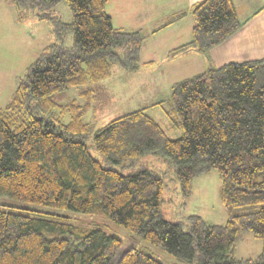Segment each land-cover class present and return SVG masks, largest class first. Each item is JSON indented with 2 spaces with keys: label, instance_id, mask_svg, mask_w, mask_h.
I'll return each mask as SVG.
<instances>
[{
  "label": "trees",
  "instance_id": "16d2710c",
  "mask_svg": "<svg viewBox=\"0 0 264 264\" xmlns=\"http://www.w3.org/2000/svg\"><path fill=\"white\" fill-rule=\"evenodd\" d=\"M62 1L72 13L71 24L55 14ZM108 2L5 0L50 21L56 39L27 68L0 110V197L33 206L0 209V264H163L101 225L68 214L107 221L127 231L133 242L143 241L185 264H264V57L209 65L176 82L166 116L171 128L182 130L177 139L146 113L162 102L96 129L83 119L93 87L114 65L136 70L147 37L141 30L114 27ZM187 15L193 19L191 40L171 50L169 58L189 52L208 58L243 25L233 0H200L171 14L152 34ZM68 32L71 45L64 43ZM68 89H76L84 104L66 103L69 121L61 123L52 111L56 97ZM88 142L103 163L90 155ZM146 156L159 158L166 169L121 172ZM212 169L219 173L225 222L209 223L198 215L164 219L166 172L176 177L184 199L194 179ZM243 232L262 243L255 258L234 256Z\"/></svg>",
  "mask_w": 264,
  "mask_h": 264
},
{
  "label": "rangeland",
  "instance_id": "374dc122",
  "mask_svg": "<svg viewBox=\"0 0 264 264\" xmlns=\"http://www.w3.org/2000/svg\"><path fill=\"white\" fill-rule=\"evenodd\" d=\"M184 1L110 0L108 2L106 12L112 17L114 27L127 31L141 30L148 36L143 40L139 54L140 66L136 70L130 71L120 65H114L110 76L102 80L97 87H93L94 93L91 94L93 100H91V106L83 118L84 122L90 123L97 129L119 116L162 102V107L159 105L149 107L146 113L158 123L169 138L177 139L181 137L182 130L171 128L170 121L166 116V110L170 107L172 86L180 80L192 77L202 70L205 71L209 65L221 66L231 60L245 59L248 57L245 56L246 54H253V51L248 52L247 50H251L254 44L264 42V35L257 33L260 28L256 30L252 25L249 28L250 31L256 32L254 40L248 39L247 33L242 38L239 35L230 37L224 45L217 49L218 54L221 55L218 59L213 58V60L207 61L200 55L194 57V54L169 58L168 53L171 50L179 47L181 43L191 40L192 17H187L169 29L166 27L162 33L157 35L152 34V31L158 28L171 14L180 10H188L190 4H186L187 2ZM260 1L242 2V0H236L239 18L243 24L245 19L264 4V1ZM54 11L63 23L71 24L72 13L65 2H60ZM263 26L264 24H262ZM52 27L50 21L38 19L30 9H17L6 4L5 0H0V110L11 99L18 80L25 75L27 68L46 46L55 41L56 35L52 31ZM249 28L242 32H247ZM176 31H179L177 35L173 33ZM174 39H178L177 42L173 46H169L168 42ZM64 43L71 45V32L64 35ZM73 99L80 105L84 104V100L77 96L76 89H68L56 97L58 107L52 111L56 120L61 123L69 121V114L63 109L64 105ZM87 145L90 155L102 162L101 157L90 147L89 142ZM105 165L116 170L119 169L115 165ZM141 168L163 170L166 169V165L157 157L146 156L134 167L121 170V172L128 174ZM164 182L161 205V215L164 219L177 221L183 216L198 215L209 223L222 224L225 222L226 213L219 199L220 180L217 169H212L210 173L196 177L190 197L184 199L180 196L178 181L171 172H166ZM30 207L33 208L30 204L0 197V209L2 210L18 212ZM68 215L78 218L88 225H101L108 234L114 235L123 244L133 245L163 264H185L143 241L133 242L127 231L107 221L85 215ZM261 250V241L250 233L243 232L234 247V256L240 259L255 258Z\"/></svg>",
  "mask_w": 264,
  "mask_h": 264
},
{
  "label": "crops",
  "instance_id": "0c3cea01",
  "mask_svg": "<svg viewBox=\"0 0 264 264\" xmlns=\"http://www.w3.org/2000/svg\"><path fill=\"white\" fill-rule=\"evenodd\" d=\"M110 1V0H109ZM200 0H185L184 2H187L186 4H190V7L192 6V5H194L195 3H197V2H199ZM249 2L250 0H242V2ZM264 0H261L260 2H263ZM236 0H233V3H234V5H235V7H236V9H237V12H238V17H240V14H239V9H238V7L236 6ZM189 7V8H190ZM188 8V9H189ZM191 17V15H187V16H185L183 19H181L180 21H178V22H176V23H174L173 25H170V26H168V28L167 29H169V28H171V27H173L174 25H177L178 23H180L182 20H184V19H187V17ZM111 17V16H110ZM111 19H112V17H111ZM239 20L241 21V19L239 18ZM112 23H113V20H112ZM193 23V22H192ZM262 24H264V4L261 6V7H259V8H257L255 11H254V13H252L247 19H245L244 20V24L240 27V29L235 33V35H232L231 36V38L232 37H234V36H238L239 35V37L240 38H242V36L243 35H245L246 33H247V37H248V39H253L254 40V36H256L255 34H256V32L254 33L253 31H250V28L249 27H251L252 25H254L255 26V28H256V30L258 29V28H260L259 30L260 31H257V33L259 34V35H264V26L262 27ZM192 26H193V24H192ZM192 28V27H191ZM247 28H249V30H247V32H245V33H243L244 32V30L245 29H247ZM119 29V28H118ZM155 30V29H154ZM163 30H165V29H163ZM163 30H160V31H158V32H156L154 35H157V34H159V33H162V31ZM191 30V29H190ZM262 30H263V32H262ZM243 31V32H242ZM178 32L179 31H176V32H173V33H176V35L178 34ZM148 36V35H147ZM149 38V37H148ZM147 39V38H146ZM228 39H230V38H228ZM177 40L178 39H174V40H171L170 42H168V45L169 46H173V44H175V42H177ZM227 41V39L223 42V43H221L220 45H218V46H216V47H214V48H212L209 52H208V58H205L207 61H210V60H213V58H216V59H218L221 55H219L218 54V50L217 49H219L222 45H224V43ZM186 43H188V42H185V43H181L179 46H181V45H183V44H186ZM263 44H264V42H262L261 44H254V46H253V48H251V50H247L248 52H251V51H253V54L252 55H250L248 52V54H246L245 56H248L247 58H245V59H236V60H231V61H236V62H240L241 60H245V61H247V60H255V59H260V58H263L264 57V48H263ZM178 47V46H177ZM194 54V57H196V56H198V55H200V54H197V53H185V54H183V55H185V56H192ZM196 55V56H195ZM200 56H202V55H200ZM182 57H184V56H182ZM203 58V59H204ZM215 60V59H214ZM228 62H230V61H228ZM225 64V63H224ZM223 65V64H222ZM213 67H218V66H213ZM206 69V68H205ZM202 71H204V70H202ZM202 71H200V72H202ZM199 72V73H200Z\"/></svg>",
  "mask_w": 264,
  "mask_h": 264
}]
</instances>
